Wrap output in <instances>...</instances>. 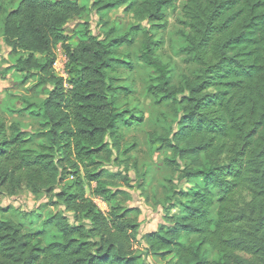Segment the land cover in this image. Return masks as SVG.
I'll return each mask as SVG.
<instances>
[{
  "label": "trees",
  "instance_id": "1",
  "mask_svg": "<svg viewBox=\"0 0 264 264\" xmlns=\"http://www.w3.org/2000/svg\"><path fill=\"white\" fill-rule=\"evenodd\" d=\"M181 2L188 30L183 53L197 71L176 86L153 58L159 50L153 36L166 28V11ZM124 6L154 32L138 25L99 38L85 28L73 46L65 26L88 12L79 0H21L0 9L16 69L36 72L53 87L31 111L39 126L33 135L0 123V195L26 188L71 215H51L41 231L27 232L3 219L7 210L0 208V264H147L144 257L264 264V0H97L94 8ZM139 33L144 61L159 75L148 89L153 100L177 107V128L155 140L171 151L164 162L178 180L196 182L177 192L172 209L178 211L141 238L140 222L130 217L140 209L116 204L126 193L108 181L131 188V180L104 168L120 150L121 128L143 122L120 109L112 76L124 65L119 50ZM59 45L66 78L54 74Z\"/></svg>",
  "mask_w": 264,
  "mask_h": 264
},
{
  "label": "rangeland",
  "instance_id": "2",
  "mask_svg": "<svg viewBox=\"0 0 264 264\" xmlns=\"http://www.w3.org/2000/svg\"><path fill=\"white\" fill-rule=\"evenodd\" d=\"M20 1L0 0V9H14ZM79 2L88 7V12L72 19L65 26V34L73 46L79 43L80 35L85 28H89L92 34L99 38H104L105 33L111 29L115 34L123 35L128 33L132 26L138 25L142 29L154 32L147 22L139 21L133 13L127 11L125 6L99 12L94 8L97 0H79ZM182 6L183 2L178 3L175 9L166 11V28L153 36V40L159 44V50L154 53L153 58L166 68L172 83L176 86H183L197 71L196 65L186 63V56L183 53V49L187 46L188 30L183 24ZM3 17L0 15V123L6 128L16 125L22 132L33 135L39 126L31 111L48 97L53 87L41 83L36 72L28 75L16 69L17 56L12 54L5 43ZM143 41L144 36L139 33L132 45H126L119 50L118 58L124 62V65L112 75L115 87L121 89L118 91L120 109L129 111L131 117L142 115L143 122L121 128L120 150L114 153L113 162L104 167L112 173H121L131 180V188H126L120 179H108L113 191L126 193L118 196L116 204L126 209H140L139 213L130 215L141 224L140 238L164 223L166 213H176L178 210L172 207L178 197L177 192L191 189L196 183L178 180V174L173 173L164 162L171 157V151L161 148L160 142L155 140L158 137H169L177 128V107L170 103L158 105L153 100L148 89L156 84L159 75L144 61ZM53 55L55 56L54 74L66 78L67 58L60 45L53 51ZM26 75H28L27 79H25ZM32 144L35 145L36 141ZM91 186L95 187V183ZM88 195L102 211L106 213L109 211V205L91 196L90 193ZM54 203L45 195H33L26 188H22L13 197L0 195V208L7 210L2 218L14 221L27 232L41 231L42 223L57 213L71 218L63 207ZM142 247L138 245L136 248L142 251ZM209 257L214 259L215 254L210 253ZM142 261L147 264L175 263L170 258L162 260L158 257H144Z\"/></svg>",
  "mask_w": 264,
  "mask_h": 264
},
{
  "label": "crops",
  "instance_id": "3",
  "mask_svg": "<svg viewBox=\"0 0 264 264\" xmlns=\"http://www.w3.org/2000/svg\"><path fill=\"white\" fill-rule=\"evenodd\" d=\"M157 230V229H156ZM152 231H155V230H151V231H149V232H152ZM148 233V232H147Z\"/></svg>",
  "mask_w": 264,
  "mask_h": 264
}]
</instances>
